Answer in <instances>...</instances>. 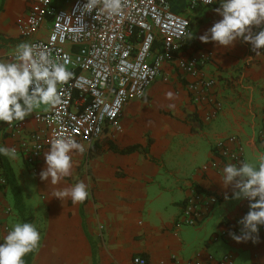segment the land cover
Wrapping results in <instances>:
<instances>
[{
  "label": "crops",
  "instance_id": "obj_1",
  "mask_svg": "<svg viewBox=\"0 0 264 264\" xmlns=\"http://www.w3.org/2000/svg\"><path fill=\"white\" fill-rule=\"evenodd\" d=\"M71 1L53 3L67 8ZM28 4L27 0L2 1L0 61L11 62L17 46L30 39L18 31ZM217 6L184 12L199 22L192 26L193 37L188 39L191 29L177 53L188 57L211 52L212 59L204 66L205 74L216 80L210 102H194L184 86L185 78L166 62L163 77L147 87L143 98L124 104L119 129L107 127L87 153H69V176L56 183L51 177L40 180L43 154L50 146L39 156L35 172L27 168L20 153L15 159L4 156L20 186L26 213L34 216L33 224L40 230V244L30 264H132L136 255L149 264H187L191 259L205 264L224 254L232 256L235 264H264V229L256 242L214 238L225 228L223 222L233 224L246 205L245 200L231 198V187L223 186L222 169L228 162L215 155L214 145L233 135L237 139L233 147L242 148L243 162L257 163L264 153V142L258 137L264 115V54L252 52L242 40L231 47L200 41L220 18L213 11ZM37 35L44 37L46 32ZM49 107L41 106L24 121H15L21 130L18 134L0 122V146L17 147L40 127L35 114ZM132 145L144 150L119 152ZM78 182L88 187L89 196L83 202L54 197ZM1 183L0 175V242L7 235L4 208L13 206L10 188ZM193 189L215 193L220 201L200 225H179L182 204Z\"/></svg>",
  "mask_w": 264,
  "mask_h": 264
},
{
  "label": "built area",
  "instance_id": "obj_2",
  "mask_svg": "<svg viewBox=\"0 0 264 264\" xmlns=\"http://www.w3.org/2000/svg\"><path fill=\"white\" fill-rule=\"evenodd\" d=\"M27 1V11L18 26L20 36L30 38L28 43L37 46V51H47L51 59L60 63L67 60L66 67L73 73L69 81L58 85L60 102L35 114L40 127L15 147L30 171L37 170L42 151L57 137L76 140L84 146L83 153H87L107 127L119 129L118 117L124 104L131 98H143L147 87L163 77L166 62L185 78L184 86L194 102L208 100L216 82L204 72V66L212 59L211 52L177 55L190 26L184 12L210 6L203 0H182L184 6L178 12L172 9L171 0H123L122 15L111 17L100 6L85 16L87 28L82 32L77 31L79 23L72 10L84 0H72L67 8L58 7L53 0ZM44 31V37L37 35ZM7 127L17 134L21 131L15 121L7 123ZM258 137L264 142V115ZM235 144L236 137L229 136L214 145V153L228 163L243 162L242 148L233 147ZM206 168L207 165L203 167ZM219 201L215 193L193 189L182 204L178 224L200 225ZM245 204L242 215L233 224L223 222L225 228L215 239L231 237L230 232L240 234L237 221L248 211L246 200ZM132 264L149 263L136 255ZM187 264L203 263L191 259ZM205 264L235 263L232 256L224 254Z\"/></svg>",
  "mask_w": 264,
  "mask_h": 264
},
{
  "label": "clouds",
  "instance_id": "obj_3",
  "mask_svg": "<svg viewBox=\"0 0 264 264\" xmlns=\"http://www.w3.org/2000/svg\"><path fill=\"white\" fill-rule=\"evenodd\" d=\"M206 5L218 4L213 9L220 18L206 29L199 37L201 42H215L223 47H231L238 40L250 45L252 52L264 49V0H203ZM102 6L108 16L123 13V0H84L73 7L79 28H87L84 18L93 14ZM78 12V15L76 14ZM193 37L188 34V39ZM64 63L50 58L44 50L37 51V46L21 43L15 50L11 62L0 61V122L11 124L24 121L41 106H54L60 102L58 85L72 77ZM85 151L76 140L57 137L50 142V148L44 155L45 167L39 178L52 183L71 174L70 152ZM0 155L9 159L16 158V149L0 146ZM257 163L230 162L222 169V184L233 189L232 199L246 200L248 211L237 221L240 234L230 232L236 242L252 240L256 242L259 231L264 227V153L257 158ZM89 196L88 187L78 182L71 188L54 193L59 200L71 197L74 203L83 202ZM228 199V196H225ZM41 235L30 222H17L0 242V264H25L24 257L40 244Z\"/></svg>",
  "mask_w": 264,
  "mask_h": 264
},
{
  "label": "trees",
  "instance_id": "obj_4",
  "mask_svg": "<svg viewBox=\"0 0 264 264\" xmlns=\"http://www.w3.org/2000/svg\"><path fill=\"white\" fill-rule=\"evenodd\" d=\"M2 1L0 0V10L2 6ZM172 2V9L176 12L182 11V8L184 6V3L182 0H171ZM264 54V49L260 50ZM135 150L143 151L144 148H142L139 145H132L128 146L119 152L121 153H127ZM213 152H216L215 147L213 148ZM0 175L3 180L1 183V186L5 187L8 186L10 188L12 199H13V208L17 211V213L20 215V222H30L34 223V216L30 213H26L25 205L23 202L22 192L20 189V186L18 185L14 172L12 171V168L9 166L6 158L3 155H0ZM36 226V225H35ZM38 231L40 232L39 228L36 226ZM34 251L30 252L24 257L25 264H30L32 257L34 255Z\"/></svg>",
  "mask_w": 264,
  "mask_h": 264
},
{
  "label": "rangeland",
  "instance_id": "obj_5",
  "mask_svg": "<svg viewBox=\"0 0 264 264\" xmlns=\"http://www.w3.org/2000/svg\"><path fill=\"white\" fill-rule=\"evenodd\" d=\"M65 2L67 1V0H64ZM69 1V0H68ZM205 22L207 21V18H205V20H204ZM199 22V20L197 19V17H192L191 19H190V26H189V31L191 30V33H192V31H193V28H192V26H193V24H195V23H198ZM192 23V24H191ZM193 34V33H192ZM31 176H35V175H31ZM32 186H34L33 184H31V187ZM9 195V197L11 198V194L9 193L8 194ZM8 195H7V199H8ZM12 199V198H11ZM9 206V207H8ZM11 206V207H10ZM4 215H6L7 216V225L5 226V230L4 231H6V233H8V231H10L11 230V228H12V226L15 224V223H17L18 222V213H17V211L13 208V206L12 205H7L5 208H4Z\"/></svg>",
  "mask_w": 264,
  "mask_h": 264
}]
</instances>
